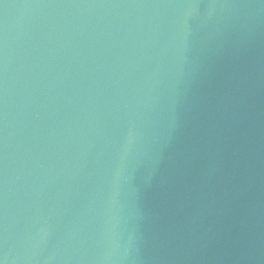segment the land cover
<instances>
[{"label":"water","instance_id":"1","mask_svg":"<svg viewBox=\"0 0 264 264\" xmlns=\"http://www.w3.org/2000/svg\"><path fill=\"white\" fill-rule=\"evenodd\" d=\"M0 264H264V0H0Z\"/></svg>","mask_w":264,"mask_h":264}]
</instances>
